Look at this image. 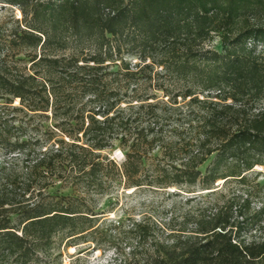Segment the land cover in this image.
I'll return each mask as SVG.
<instances>
[{"label":"trees","instance_id":"obj_1","mask_svg":"<svg viewBox=\"0 0 264 264\" xmlns=\"http://www.w3.org/2000/svg\"><path fill=\"white\" fill-rule=\"evenodd\" d=\"M0 3L22 15L0 38V264L97 231L88 199L115 183L215 189L264 165V0ZM117 143L121 163L102 153ZM251 204L120 264H264V240L244 235L249 217L264 225ZM152 229L132 232L144 244Z\"/></svg>","mask_w":264,"mask_h":264},{"label":"rangeland","instance_id":"obj_2","mask_svg":"<svg viewBox=\"0 0 264 264\" xmlns=\"http://www.w3.org/2000/svg\"><path fill=\"white\" fill-rule=\"evenodd\" d=\"M21 17L17 7L0 3L1 39L8 38L16 19ZM215 46L218 50L222 49L219 39ZM257 51L264 58V46H259ZM17 58L26 59V56L21 53ZM156 92L162 98V92ZM258 107H264V100ZM102 153L115 158L119 163L125 159L118 143ZM213 158L210 157L201 166L203 172ZM245 174L248 177L247 184H240L238 179L229 177L227 181H217L215 189H204L199 183L170 187H128L123 181L115 183L108 193H92L93 196L88 199L89 206L96 214L93 217H97L100 225L97 231L77 238L57 236L51 248L39 254L32 264H120L132 257L133 249L147 252L154 239L172 242L174 238L170 235L173 233L182 236L192 234L196 221L225 207L233 198L239 210L246 194L251 196V214H254L264 205V165H256ZM64 192L68 193L69 190L65 189ZM141 221L153 227L152 236L144 244H139L132 232L133 224ZM244 235L248 240H264V225H259L254 218L249 217Z\"/></svg>","mask_w":264,"mask_h":264}]
</instances>
